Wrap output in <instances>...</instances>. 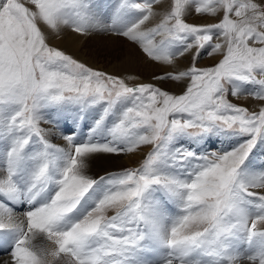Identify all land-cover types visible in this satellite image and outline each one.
<instances>
[{"label": "snow or ice", "instance_id": "6c2138e0", "mask_svg": "<svg viewBox=\"0 0 264 264\" xmlns=\"http://www.w3.org/2000/svg\"><path fill=\"white\" fill-rule=\"evenodd\" d=\"M65 29L162 70L130 84L49 43ZM0 254L264 264V0H0Z\"/></svg>", "mask_w": 264, "mask_h": 264}, {"label": "bare ground", "instance_id": "6f19581e", "mask_svg": "<svg viewBox=\"0 0 264 264\" xmlns=\"http://www.w3.org/2000/svg\"><path fill=\"white\" fill-rule=\"evenodd\" d=\"M193 19L195 21H202V19L199 17H194ZM49 42L61 50L65 49L66 51H70L74 58L87 63L90 67L103 68L108 70L111 74L123 76L125 73H132L143 76L149 80L152 71L162 70L159 67L152 66L150 64L135 63L131 57L124 55L127 49L132 46L127 45L125 42L117 39L116 37L103 34L82 36L72 32L71 29H65L64 34H62L60 37L53 35L50 37ZM120 56H123V59H118ZM203 62L209 63L213 62V60L211 58H207L206 60H203ZM182 63L186 64L187 60L182 61ZM137 81L139 80H135V82H132V84L139 83ZM166 87L171 88V85H166ZM244 100L248 101L251 99ZM54 142L61 145L64 144V141L59 138L58 134H56V139ZM142 152L143 150L141 152L130 154L128 156H122L114 160H106L103 158L96 160L94 161L91 170L95 172L104 168H120L125 164L139 161L142 158ZM4 260L10 261V257L0 254V264H3Z\"/></svg>", "mask_w": 264, "mask_h": 264}, {"label": "rangeland", "instance_id": "374dc122", "mask_svg": "<svg viewBox=\"0 0 264 264\" xmlns=\"http://www.w3.org/2000/svg\"><path fill=\"white\" fill-rule=\"evenodd\" d=\"M195 17V16H194ZM194 17H190L189 18V22H191V23H203L204 21L202 20V21H195L193 18ZM191 19V20H190ZM49 43H51V42H49ZM52 44V43H51ZM63 51H65L67 54H69V55H71V53H70V51H66L65 49H63ZM208 57H203L200 61H199V65L200 66H207V65H210V64H212V63H214V61L213 62H209V63H204L203 62V60H206ZM210 59V58H209ZM95 69H98V70H103V71H106V72H108L109 73V71L108 70H106V69H103V68H95ZM126 75L127 74H132V73H125ZM124 74V75H125ZM123 75V76H124ZM120 76H122V75H120ZM141 77V79L139 80V81H137V82H147L148 80L145 78V77H143V76H140ZM145 79V80H144ZM132 82H135V80H132V81H129V83L130 84H132ZM169 90L170 91H178L179 89H177V88H175L174 86H172L171 85V88H169ZM233 102H235V103H238V104H241V105H243V106H247V107H249V108H253V107H257L258 106V102H255V101H252V100H248V101H245L243 98H241V99H239V100H233ZM148 151V149L147 148H145V149H143V152L141 153V157L143 158V155L146 153ZM142 158L139 160V161H134V162H132V163H130V164H125V165H123V166H121V167H136V166H138V164L141 162V160H142Z\"/></svg>", "mask_w": 264, "mask_h": 264}]
</instances>
